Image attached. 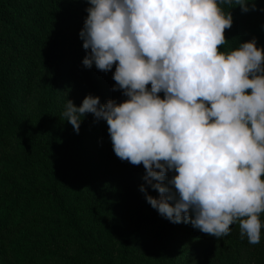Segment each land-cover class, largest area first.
<instances>
[{"label":"clouds","instance_id":"9594fccd","mask_svg":"<svg viewBox=\"0 0 264 264\" xmlns=\"http://www.w3.org/2000/svg\"><path fill=\"white\" fill-rule=\"evenodd\" d=\"M79 35L82 63L108 72L121 103L67 99L63 120L79 133L91 113L104 120L115 155L143 165L159 194L147 202L173 224L217 239L238 224L261 241L264 222V48L257 41L221 51L230 11L248 0H87ZM150 85V87H149ZM163 93V98L159 95ZM169 173H172L169 176Z\"/></svg>","mask_w":264,"mask_h":264},{"label":"trees","instance_id":"16d2710c","mask_svg":"<svg viewBox=\"0 0 264 264\" xmlns=\"http://www.w3.org/2000/svg\"><path fill=\"white\" fill-rule=\"evenodd\" d=\"M252 3L256 10L248 12L239 5L223 6L233 24L221 51L253 38L264 48V0H248L249 8ZM89 6L87 0H0V149L10 143L6 154L0 153V264H264V229L260 243L252 245L241 239L238 224L217 239L190 223H171L140 191L144 185L148 195L159 196L144 181L143 165L121 161L113 148L111 159L102 163L110 182L105 194L93 196L84 189L82 180L90 173L96 177L100 169L95 165L86 172L83 159L90 149L101 150V139L92 135L108 132L107 123L88 113L79 133L68 121L53 133L51 122L65 70L90 51L79 35ZM114 72L115 65L106 72L112 88ZM85 76L84 98L98 96L101 104L127 99L88 70ZM110 193L125 199L135 215L122 229L101 231L106 213L95 207ZM149 235L155 237L147 245ZM176 240L189 241L193 259L188 253L174 259Z\"/></svg>","mask_w":264,"mask_h":264},{"label":"rangeland","instance_id":"374dc122","mask_svg":"<svg viewBox=\"0 0 264 264\" xmlns=\"http://www.w3.org/2000/svg\"><path fill=\"white\" fill-rule=\"evenodd\" d=\"M87 70L90 73H93L100 77V79L104 82L105 86L108 89H113L110 85L106 73L98 70L95 65L91 68H87L83 65L82 62H79L71 67H68L67 70H65V73L68 74L63 78V83L59 86L56 93V110L57 114L54 116L51 127L54 128V130H51L53 133L57 131V133L60 131V127L63 126V120L62 113L65 108V104L67 102V99L72 100L74 104L79 107L82 104V101L84 99V93L80 89V86L86 79H88L86 75ZM36 77V75L34 76ZM29 94L31 97H33L36 93V90L33 88L34 84L32 82L30 86ZM92 139L94 141L100 140V148L103 153L100 151H94L92 153V150L90 149L88 152V155L84 157L85 164L88 167V170L86 172H89L95 165H97V168L100 169V172L95 177L93 174H89L86 176V180H82V186L84 189L88 190L89 195H100L105 194L106 188L110 185V182L105 177V169L103 166V161L110 160L111 159V151H112V143L108 132H103L102 129L98 130L96 133L92 135ZM10 148V143L5 142V146L3 149H0V153L3 155L6 154L7 150ZM90 168V169H89ZM98 203V202H97ZM102 206H96L95 209L98 207L100 208V211H104L106 213V219L101 223V231L103 229L112 230V228H118L122 229V227L127 226L129 222L131 223L134 217V211L130 210V206L127 203L125 199H123L121 196L114 195L113 193H110V196L106 197V199L101 201ZM99 205V203H98ZM152 234H154L155 229L153 231H150ZM155 236L149 237L144 241L145 244L150 245L153 242ZM207 239V237H206ZM201 241V240H200ZM203 245H204V239H202ZM144 244V245H145ZM202 245V249H204V246ZM191 247L192 245L189 244V241H182L181 243H177V240L175 241V245L171 246V249L176 251L175 253V260H178V257H180L181 254L188 253L190 256L191 254ZM191 259L194 258V255L190 256ZM135 264H139L138 262Z\"/></svg>","mask_w":264,"mask_h":264}]
</instances>
